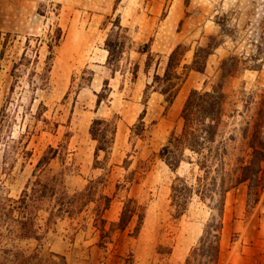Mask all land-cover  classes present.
<instances>
[{
  "label": "rangeland",
  "instance_id": "1",
  "mask_svg": "<svg viewBox=\"0 0 264 264\" xmlns=\"http://www.w3.org/2000/svg\"><path fill=\"white\" fill-rule=\"evenodd\" d=\"M118 19L129 39L120 70L113 74L104 44ZM216 42L220 45L205 71H190L172 104L152 89L145 92L154 73V68L145 71L147 56L140 53L146 44L164 60L179 44L189 45L183 63H191L197 47ZM24 54L29 60L20 63L15 80L13 67ZM48 67L46 80L40 75ZM106 80L110 90L97 105ZM217 84L229 95L235 145L245 146L247 124L264 140V0H0V113L6 105L12 121L0 143V198L18 197L34 178L44 151L67 145L68 191L104 175L106 192L114 196L106 218L116 221L123 201L131 197L146 206L144 223L139 233L135 222L116 232L113 243L101 248L91 228L77 229L81 219L60 221L40 250L63 255L65 264H183L212 210L194 198L185 215L175 219L171 185L176 174L157 155L171 132L181 129L180 114L190 92ZM144 109L146 132L132 137L130 127ZM96 118L117 122L106 169L95 166L96 142L89 129ZM25 151L31 152L29 158L23 157ZM61 169L57 159L39 175L47 180ZM189 171L185 163L178 174ZM223 223L220 264H264V194L255 203L248 200L247 184L229 192ZM12 243L0 238V245ZM22 246L33 249L37 243ZM159 246L172 253H157Z\"/></svg>",
  "mask_w": 264,
  "mask_h": 264
},
{
  "label": "trees",
  "instance_id": "2",
  "mask_svg": "<svg viewBox=\"0 0 264 264\" xmlns=\"http://www.w3.org/2000/svg\"><path fill=\"white\" fill-rule=\"evenodd\" d=\"M127 39V28L118 19L104 44L108 52L106 64L113 74L120 70ZM219 45L220 42L199 46L194 51L191 63H183L191 49L189 45L179 44L164 60L160 55L152 53L151 44H146L140 53L147 56L145 71L149 73L154 68V73L145 92L152 89L160 93L168 104H172L190 71L203 73L209 57ZM28 60L24 54L14 65L12 75L15 80L20 63ZM135 69L134 76L138 73V65ZM49 71L48 67L40 76L47 80ZM108 84L106 80L105 88L97 94V105L107 97L110 90ZM228 99L229 95L222 84L215 85L211 90H192L180 114L183 122L181 129L171 132L157 155L176 174L171 185L173 217L181 219L194 198L212 210L198 243L192 247L183 264H220L223 217L229 192L247 184L248 200L255 203L264 194V140L259 133L251 132V125L247 124L243 136L245 146L238 148L235 145L236 128L230 127L229 123L234 113L228 109ZM145 114L146 109L130 127L132 137H142L146 132ZM8 117L4 105L0 113V143L5 128L12 122ZM89 134L96 142L95 166L106 169L116 141L117 122L96 118L91 123ZM69 137L70 133H67L66 138ZM68 153L67 145L49 146L36 164L34 178L28 181L21 194L18 197L0 198V238L13 241L10 247L0 245V264H65L63 255L40 250L46 234L60 221L74 223L81 219L77 229L91 228L97 234V245L101 248H107L113 243L116 232L126 231L134 222L136 233L140 232L146 206L134 198L127 197L123 201L116 221L110 222L106 218L114 202V196L106 192V176L89 179L83 189L68 191L64 183L69 170L66 165ZM24 154V158L31 156L30 151ZM101 154L104 155L103 161L99 160ZM57 159L61 163V171L47 180L42 179L39 173ZM129 163L126 159V170H129ZM185 163L190 166V171L189 175L182 176L178 171ZM132 178L133 172L127 176V180L130 182ZM122 186L121 183L116 185L118 190ZM32 241L37 243L35 248L22 246L23 242ZM157 253L170 255L172 250L159 246Z\"/></svg>",
  "mask_w": 264,
  "mask_h": 264
},
{
  "label": "crops",
  "instance_id": "3",
  "mask_svg": "<svg viewBox=\"0 0 264 264\" xmlns=\"http://www.w3.org/2000/svg\"><path fill=\"white\" fill-rule=\"evenodd\" d=\"M106 51V50H105ZM107 52V51H106ZM108 53V52H107Z\"/></svg>",
  "mask_w": 264,
  "mask_h": 264
}]
</instances>
